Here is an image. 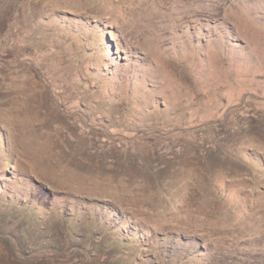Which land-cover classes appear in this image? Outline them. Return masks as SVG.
Masks as SVG:
<instances>
[{
	"label": "rangeland",
	"instance_id": "1",
	"mask_svg": "<svg viewBox=\"0 0 264 264\" xmlns=\"http://www.w3.org/2000/svg\"><path fill=\"white\" fill-rule=\"evenodd\" d=\"M0 264H264V0H0Z\"/></svg>",
	"mask_w": 264,
	"mask_h": 264
}]
</instances>
